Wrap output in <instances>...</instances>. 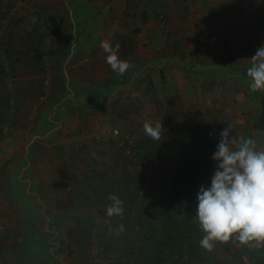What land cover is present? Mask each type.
<instances>
[{
  "label": "rangeland",
  "instance_id": "374dc122",
  "mask_svg": "<svg viewBox=\"0 0 264 264\" xmlns=\"http://www.w3.org/2000/svg\"><path fill=\"white\" fill-rule=\"evenodd\" d=\"M9 1L15 20L22 19L15 27L20 44L28 48L43 31L54 28V43H68V51L58 47V59L41 75L62 83V97L55 103L24 97L29 102L23 104L22 122L0 147V167L12 162L9 172H0L4 245L0 264H68L67 234H81L78 219L90 208L79 205L76 197H89L90 186L104 187L116 180L129 189L126 202L136 181L149 188L144 191L147 201L156 199L159 183L148 186L153 168H160L166 157L170 169L179 166L188 148L179 142L189 134V126L197 129L189 137L209 136L208 150H216L212 146L218 144L220 132L230 126L237 144L251 138L256 149L264 151V132L253 128L264 90L253 92L250 80L240 78L264 46V41L258 44L252 38L253 22L256 27L262 22L251 18L258 10L264 12V0H242V20L226 17L221 22L213 15L224 0H188L193 4L188 19L187 0H0V4ZM118 33L133 36L138 58L128 61L131 67L123 76L112 71L101 47L103 41L117 43ZM169 35L177 45L168 41ZM211 45L215 48L209 52ZM31 74L23 71L25 85ZM146 121L162 125L161 142L145 134ZM213 153L195 158L194 168L179 173L187 176L186 181L169 183L189 192L180 199L195 208V192L210 185L214 173ZM146 155L154 159L150 168L143 165ZM66 163L73 166V178L63 192ZM82 171L93 177L84 179ZM194 183L196 191L190 189ZM97 211L93 210L99 218L97 229L102 226L103 234L117 232ZM253 245L234 239L227 247L216 243L208 250L212 258L204 255L194 262L258 264L264 259V242Z\"/></svg>",
  "mask_w": 264,
  "mask_h": 264
},
{
  "label": "trees",
  "instance_id": "16d2710c",
  "mask_svg": "<svg viewBox=\"0 0 264 264\" xmlns=\"http://www.w3.org/2000/svg\"><path fill=\"white\" fill-rule=\"evenodd\" d=\"M191 4L192 2L188 0L184 2L187 19L192 13L193 4ZM241 6L243 7L242 0L229 2L224 0L221 10L215 12L213 18L218 22L223 21L226 17H234L241 21L244 15V9ZM13 9L14 4H11V1L6 6L0 4V147L6 139L13 135L22 122L23 104L29 102V100L25 102L24 97H28L32 101L44 99V103H55L62 97L64 92L62 83L54 80L50 82L46 76L42 77L41 75L43 72L45 73L49 62L58 59V50L60 51L58 47H61L64 52L68 51V43L64 41L58 44L54 43V28L43 31L42 38L35 40L28 48L20 44L16 40L15 27L22 19L15 20L16 14ZM262 15L264 16V12L258 10L251 17L253 20L262 22V25L258 27H256V22H253L254 26H252V38L254 37V41L258 44L264 41V17ZM11 27L12 31H9ZM140 31L138 29L137 33ZM116 37L118 42H115L113 47L118 46L119 59L126 62L138 59L133 36L125 37L118 33ZM167 39L174 45L178 44V40L171 35ZM214 48V45L207 46L209 52H212ZM101 59L104 60L105 56ZM80 69L82 68L80 67ZM23 71L25 73L26 71L32 72L30 81L26 85L22 79ZM74 72L77 73L76 70ZM34 73L38 78L36 81L33 80ZM240 78L242 81L250 80L247 72H241ZM24 93L27 94L24 95ZM242 96L240 94L238 99H241ZM259 103L260 114L255 119L253 128L257 133H262L264 132V93ZM195 130L197 129L189 126L187 132L191 135H184L182 142H179L182 147L188 146L179 166L170 169L168 164L170 160L166 157V162L162 161L160 168H153L154 174L150 176L148 186L156 182L159 183V195L156 199L147 201L144 191H149V188L144 187L142 181H136V186H130L133 189L132 197L126 202L124 198L127 197L129 189L116 180L104 187L90 186L89 197H76L79 205L88 204L90 208L89 211L85 209L87 213L83 212L78 219L81 234H67L69 255L65 257L64 261L69 260L68 264H195V258H201L204 255L212 258L213 253L202 248L199 244L204 232L201 231L195 218L196 208L180 199L187 191L182 187L178 188L169 184L177 182L178 179L186 181L187 176L179 173L188 166L194 168L197 165L195 158L208 157L214 152L206 147V144H209L206 142V138L209 136L205 135L204 137L201 134L200 137H189L195 135ZM190 138L192 139L188 140ZM145 140L146 138H143L141 143H145ZM212 148L216 147L212 146ZM145 157L143 165L150 168L154 159L151 155ZM64 165L66 172L63 175L65 184L63 192L66 191V186L73 178V166L67 163ZM9 166L12 167L11 161H7L0 167V172H9L11 169ZM120 173L124 174V172ZM81 174L84 179L93 177V173L89 171H82ZM142 174L144 177L149 175L148 172H142ZM75 177L77 176L75 175ZM191 188L196 191L199 187L194 183ZM197 193L195 192V197ZM113 195L117 196L124 205L121 215L109 216L107 214V209L113 204L110 199ZM104 207L106 210H103ZM97 208L99 209L97 212L102 214L103 220H107V223L116 227L117 232L103 234L105 230L102 226L97 229L96 220L99 218L93 216V210ZM7 235L3 234V236ZM228 242L217 241L214 244L218 243L227 247ZM3 246L0 238V247L3 248ZM73 246H77V248L74 249ZM209 262L215 264L210 259ZM258 264H264V259Z\"/></svg>",
  "mask_w": 264,
  "mask_h": 264
},
{
  "label": "clouds",
  "instance_id": "9594fccd",
  "mask_svg": "<svg viewBox=\"0 0 264 264\" xmlns=\"http://www.w3.org/2000/svg\"><path fill=\"white\" fill-rule=\"evenodd\" d=\"M101 47L112 71L123 76L131 65L119 59L118 46L114 48L109 41H103ZM252 61L247 69L249 87L253 92L264 90V46L257 49ZM143 128L153 142L164 139L161 124L146 121ZM219 136L212 154L215 166L210 185L201 186L197 193L195 218L204 232L199 244L207 250L214 247V242L230 239L242 245L259 244L264 242V151H258L251 138L237 144L230 126ZM110 199L113 204L107 214L121 215L122 201L115 195Z\"/></svg>",
  "mask_w": 264,
  "mask_h": 264
}]
</instances>
